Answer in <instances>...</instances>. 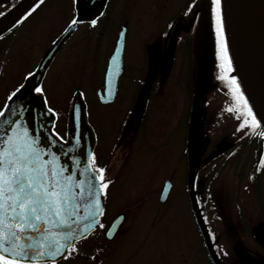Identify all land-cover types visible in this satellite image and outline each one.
Instances as JSON below:
<instances>
[{
	"label": "flooded vegetation",
	"instance_id": "1",
	"mask_svg": "<svg viewBox=\"0 0 264 264\" xmlns=\"http://www.w3.org/2000/svg\"><path fill=\"white\" fill-rule=\"evenodd\" d=\"M17 1L19 0H0V12H5ZM57 2L58 0H52L50 7L39 8L26 22L0 38V108L6 103L5 97L9 90L22 82V77L27 72L42 66L41 61L49 53L53 41L65 35L69 19L77 13L76 0H64L59 14L51 13ZM101 4L104 5V15L97 17L95 28H89L86 22L77 25L60 44L45 70L44 84L50 105L52 103L61 109L58 104L67 103L63 136L68 138L66 133L71 127L69 110L76 99L74 94L82 93L79 87H82L84 81L90 85L95 100L104 111H98L97 123H94L85 101L86 96L83 95L82 127L91 129L96 165L105 167L106 175L112 181L119 178L117 171L119 174L120 169H111L120 160V156L116 157L119 150L124 154L123 167L128 166L133 132V139L141 135V141L136 143L139 150L145 147L152 149L154 145L158 149H166L169 140L173 141L175 149L177 144L180 146L178 138L181 137V157L188 168L189 141L192 121L195 119L192 153L195 164L201 166L197 173L199 210L209 236L215 237V241H211L217 256L224 264H264V170H260L264 169V165L257 163L264 156V143L255 133L251 137L238 139L236 117L246 109L231 84L230 77L234 75V67L231 73L220 68L208 0H198L199 7L193 9L195 19L193 13L187 11L193 0H79V8L86 13L85 21ZM118 14L125 17V24L116 29ZM130 17L134 21L136 37L143 44L141 62L134 66L128 65L127 58ZM124 26V73L119 81L115 100L102 103L98 92ZM58 58L63 67L70 69V72L66 69L63 78L57 79L62 83L64 95L54 94L51 85L48 86L49 78L56 71L53 67ZM101 63V77L94 81L86 80L84 76L88 70L91 68L96 71V66L99 67ZM51 69L53 71L49 73ZM59 75L57 74V78ZM221 75L227 79L219 81L217 77ZM125 84L134 85L136 91L128 99L130 102L123 118L119 120L115 118L113 110L123 98L121 93ZM240 91H243L242 88ZM210 92L215 95L211 96ZM55 107L53 108L56 110ZM59 120L58 113L56 128ZM154 134L168 136L169 140H155L151 137ZM151 141L159 142L157 144ZM197 142L201 144L197 145ZM179 161L175 158L177 164ZM113 171L116 172L114 175ZM172 173L162 182L158 193L161 204L159 207L111 208L106 200L105 215L102 218L105 229H109L119 215L125 217L118 235L109 240L104 230L89 232L86 239L78 241L80 254L65 263L216 264L188 193L189 206L184 210L169 206L172 205L176 187L175 175ZM167 181L171 182V190L162 201L160 196ZM218 183L220 188L223 187L221 196L216 199L215 189ZM202 192L204 197L201 196ZM177 203L175 199V206ZM172 216L174 236L185 233L189 239V245L186 243L189 246L188 252L200 246L203 248V255L196 258L183 254L176 260L173 257L170 259L168 255L165 260H161L159 254L168 234L164 230L169 228L167 221ZM180 222L186 232L184 229L180 232ZM226 241L241 248L246 245V248L234 259L223 248L228 246ZM95 256H99V259L92 258ZM61 261L64 260L59 263ZM37 264L45 262L39 260Z\"/></svg>",
	"mask_w": 264,
	"mask_h": 264
},
{
	"label": "snow or ice",
	"instance_id": "2",
	"mask_svg": "<svg viewBox=\"0 0 264 264\" xmlns=\"http://www.w3.org/2000/svg\"><path fill=\"white\" fill-rule=\"evenodd\" d=\"M76 2L77 13L69 19L65 35L53 41L52 48L56 50L77 25L86 22L89 28H95L97 17L104 15L101 4L85 21L86 13L79 8V0ZM44 3L45 0H31L10 26L0 28V38L26 22ZM222 4L223 0H208V12L214 26L220 68L231 73L233 61L225 36ZM198 7V0H193L187 9L194 19L193 9ZM3 15L6 13L0 12ZM121 35L126 37V33ZM119 57L117 48L106 68L108 85L113 75H122ZM41 64L42 67L27 72L22 82L8 91L6 103L0 108V264H37L39 260L59 264L60 260L79 255L78 241L86 239L95 229L104 230L109 240L114 239L125 219L120 216L109 229L102 222L113 181L106 175L105 167L96 165L91 129L82 127L83 93L74 94L76 99L69 110L71 127L65 139L56 130L58 113L50 106L44 84L47 65L43 61ZM217 79L223 81L226 77L221 75ZM230 80L246 109L236 117L238 139L255 133L264 143V131H259L264 128V114L258 118L240 91L236 76L232 75ZM257 163L264 165V156ZM189 187L198 189L199 179L194 176ZM194 203H199L195 196ZM209 239L215 241L214 236ZM92 258L98 260L99 256Z\"/></svg>",
	"mask_w": 264,
	"mask_h": 264
},
{
	"label": "rangeland",
	"instance_id": "3",
	"mask_svg": "<svg viewBox=\"0 0 264 264\" xmlns=\"http://www.w3.org/2000/svg\"><path fill=\"white\" fill-rule=\"evenodd\" d=\"M64 0H58L57 3H55V6L52 7L51 13L59 14V10H61V6L63 4ZM50 4H52V0H46L44 5L41 7L43 9L44 7H50ZM116 17V16H115ZM116 29L119 28L122 24H125V17H121L119 14L116 18ZM130 24L129 26V33L127 34V58H128V65L134 66L136 63H140L142 56H143V44L141 40L137 39L136 33H135V27H134V21L130 17ZM123 26V25H122ZM60 58L55 62L54 64V70L55 73L49 78L51 89L56 95H64L65 90L62 87V83L58 82L57 79H61L64 77L66 69L68 72H70V69L67 67H63L61 65V61H59ZM103 69V64L99 65V67L96 66V71H93L91 68L88 70V72L85 74L84 78L86 80L91 79L92 81L98 79L101 77ZM52 69L49 73H52ZM57 74H60L57 78ZM209 82V81H208ZM82 87H79L82 91L83 95L86 96V103L90 110V115H92V121L94 123H97V119L99 116L98 111H104L102 109L98 102L95 100V97L93 95V91L91 90L90 85L87 83V81L82 82ZM47 85V84H46ZM136 91V87L134 85L125 84L123 92L121 93L123 95V98L121 101L114 107V115L116 119H122L123 115L126 111V106L129 104L130 96L134 95V92ZM213 92V91H212ZM210 92L211 96H214L215 93ZM129 97V98H128ZM52 107H55L54 104H52ZM50 105V106H51ZM66 105L63 103H59L56 110L59 113L60 120L58 123V131L61 133V135H64V129L66 127V121L64 119V116H66ZM111 111V109H110ZM146 132V131H144ZM146 134H149L147 131ZM215 135V134H214ZM134 132L132 133V146L130 151V161L128 163V166L123 167V159L124 154L122 153V150H119L117 152V156H120V160L118 161V164L116 163V166H112L111 169H115V171L120 169V173L117 175L119 178H116L113 180V183L110 185L108 190V198H107V205L111 208H118L125 206H131V207H159L161 204L158 200V193L161 190L162 182L166 178V176L173 173L175 175V183L176 187L174 189L173 194V202L172 205H169L170 207H178L179 209H183L185 207L189 206L188 201V190H187V166L186 162H184V159L181 157L182 154V147H183V139L180 137L178 138V142L180 143V146L177 144L174 149V143L173 141L169 140L168 136H160L159 134L151 135L155 140H164L169 143L166 146V149H158L156 145L151 146L150 148H144V149H138L136 146V143L141 141V135H137L134 139ZM198 137H200L198 135ZM157 143L159 141L153 142ZM158 144V143H157ZM200 142H197V145H200ZM155 148V149H154ZM157 149V150H156ZM201 155V154H200ZM175 158H177L179 163L177 164L175 162ZM200 158V156H199ZM122 168V169H121ZM173 168V169H172ZM172 169V170H171ZM238 170V169H237ZM113 171V175H114ZM237 173V171L235 172ZM111 174V176H112ZM203 185V181L200 182V186ZM222 187L220 188V184L218 183L216 189H215V197L218 199V197L221 196ZM223 193V192H222ZM201 196L204 197L203 192L201 193ZM175 199L178 202L175 206ZM213 206V205H210ZM183 210H180V212H183ZM173 216L169 218L167 221L169 224V228L165 229L164 231L167 234L166 242L161 247L160 256L161 260H165L166 257L169 255L170 259L173 257L174 260L180 259V257L183 254H190L194 257L198 258L199 256L203 255V248L200 246H196L194 251L188 252V247L186 246V243L188 242L189 245V239L185 233H182L183 229L186 232V229L183 227L182 222L180 227L181 235L178 234V237L174 236V226L172 225ZM228 246L223 247L225 252L232 258L236 259L241 251L246 248V245L244 247H238L232 244L231 241H226ZM65 261H61L59 264H66ZM236 261V260H235ZM69 262V261H68ZM67 262V264H68ZM237 262V261H236ZM69 264H74V262H69ZM164 264V263H162ZM195 264H202V263H195Z\"/></svg>",
	"mask_w": 264,
	"mask_h": 264
},
{
	"label": "water",
	"instance_id": "4",
	"mask_svg": "<svg viewBox=\"0 0 264 264\" xmlns=\"http://www.w3.org/2000/svg\"><path fill=\"white\" fill-rule=\"evenodd\" d=\"M30 3L31 0H19L15 5H13L9 10L5 12L6 15L0 16V28H7L8 26H10L11 22L17 16H19L21 12H24V10L29 7ZM222 6L225 17L226 37L234 66V75L238 77V80L249 101V104L251 105V107H253V111L257 113V117L260 118V115L264 114V0H223ZM121 33H126L125 26L120 32L115 47V50L117 48L120 49L119 59L121 61L123 75L125 36H122ZM56 51V48H52V51H49V53L45 57L43 64L47 65L53 57V52L55 53ZM122 75L119 77L113 75L111 78V84L108 85L106 84L105 72L102 87L98 92L99 100L102 103H109L115 100L119 81ZM194 121L195 119H193L192 121V132L190 134L188 151L189 195L192 206L196 211L198 222L205 234L206 242L211 251V254L216 264H223L218 259L212 246L211 240L209 239V235L203 225L198 203H194V196L195 200H197L196 190L195 188L189 187L190 181L194 176L196 177L197 174V166L195 164L192 153ZM86 189L87 185H85V190ZM170 190L171 182L167 181L164 184L160 196L162 201L166 199ZM120 216L124 215H119L113 223H115Z\"/></svg>",
	"mask_w": 264,
	"mask_h": 264
},
{
	"label": "trees",
	"instance_id": "5",
	"mask_svg": "<svg viewBox=\"0 0 264 264\" xmlns=\"http://www.w3.org/2000/svg\"><path fill=\"white\" fill-rule=\"evenodd\" d=\"M227 79V78H226ZM243 92V91H242ZM245 95V94H244ZM245 98H246V96H245Z\"/></svg>",
	"mask_w": 264,
	"mask_h": 264
}]
</instances>
